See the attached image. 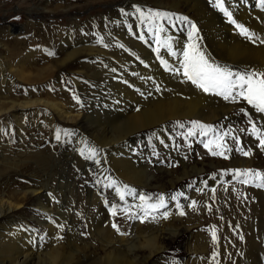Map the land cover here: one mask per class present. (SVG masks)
Listing matches in <instances>:
<instances>
[{"label": "rangeland", "instance_id": "1", "mask_svg": "<svg viewBox=\"0 0 264 264\" xmlns=\"http://www.w3.org/2000/svg\"><path fill=\"white\" fill-rule=\"evenodd\" d=\"M216 2L199 0L198 6L207 8L204 11L215 21L212 24L227 38L224 24L229 19L213 7ZM221 2L237 22L231 0ZM232 2L264 14L261 0H251L252 4L247 0ZM174 3L176 0H0V203L18 205L9 218L0 221V227L26 228L28 224L36 231L44 254L62 247L72 251V264H107L105 259L100 260L104 254L120 255L121 263L131 264V258L117 246L118 241L109 245L117 234L111 225L115 222L122 233L131 234L145 230L148 221H130L119 210L116 217L110 215L108 208L118 201V196L114 188L106 185L116 180L153 197L162 194L168 198L183 192L187 197L180 198L183 205L196 201L195 210L188 206L183 209L184 216L178 214L175 201L169 203V232L162 239L163 250L146 264H214L212 226L219 237V264H264V197L255 194L264 191V187L257 186L262 181L245 184L232 173L225 174L228 170H253L264 177V151L252 133L255 124L264 134L258 119L264 113L239 99L237 102L246 104L245 112L236 108L232 113L235 118L223 126L222 122L206 124L200 117L173 119L129 134L124 140L129 142L130 164L136 172L135 181L140 183L116 175L104 162L106 149L97 144V140L105 142L113 133L114 137L126 134L114 124L108 135L109 125L120 102L117 90L137 89L133 78L138 69H150L155 62L163 68L161 80L154 82L157 85L151 88L150 83H144L141 98L130 104L140 112L155 100L192 95L190 88L195 86L186 82L182 73L173 71L180 68L190 43L197 44L212 59L208 53L213 43L208 23L204 27L196 23L198 11L192 4L186 7L182 1L173 7ZM137 9L146 15L142 17ZM150 12L165 15L149 19ZM256 21L247 28L255 34V42L236 28L239 44L264 47L255 39L258 36L264 40V22ZM190 24L197 29L191 38ZM158 39L167 40L170 48L163 47ZM73 48L80 52L68 58ZM220 62L223 63L216 64ZM217 97L223 104L215 100L211 106L227 108L234 104ZM46 103L58 105L71 119L61 118ZM193 121L211 126L213 131L201 135L199 129L193 128ZM57 130L61 132L59 141ZM190 130L196 134L187 135ZM225 132L229 133L225 142L233 149L228 159L211 155L203 143ZM237 147L251 149L252 154L243 156L235 150ZM93 149L96 155L90 159L87 152ZM28 188L41 191L32 194L31 190L25 191ZM38 199L50 213L40 208ZM127 199L129 203H139ZM147 254L140 253L137 264H143Z\"/></svg>", "mask_w": 264, "mask_h": 264}, {"label": "bare ground", "instance_id": "2", "mask_svg": "<svg viewBox=\"0 0 264 264\" xmlns=\"http://www.w3.org/2000/svg\"><path fill=\"white\" fill-rule=\"evenodd\" d=\"M182 1L186 4V7L192 4L194 6L193 9L195 8L197 9L198 13H197V18H196L197 20L196 23L200 25V27L201 26L204 27L206 26L205 24L208 23V27L210 28V34H211L210 38L212 39V42H213L212 45H210L209 40H207L209 47L211 48L210 51H208V53L214 61L216 62L222 61L223 63L220 62L221 63L220 66L228 67L233 72H237V71L244 72L246 70H256V71L264 72V47L257 48V46L250 47L247 44L246 45L239 44L238 37H237L238 30L236 29L234 24L231 23L230 21H226V23L224 24L225 26L224 30H226V34H227V38H225L222 34H220L221 31L219 30V27L217 29L216 26L212 24V23H215L213 18L207 12L204 11L207 8L203 10L202 8L198 6L199 0H198V3L197 1H192V0H191L192 2L190 0H176V3H174L175 5L173 7H178L177 5H180ZM247 1L251 2V0H247ZM230 6L232 7V11L236 16L237 22L248 29L254 26L253 23H256L257 22L256 20H258V22L259 21L264 22V14L254 11L256 9L252 10L251 7L245 8L243 4H239L238 2L234 4L232 0H231ZM253 31L256 32L255 29ZM206 33L207 32H205V34ZM260 40L261 39H258L259 42ZM85 49L86 48H81L82 51ZM73 50L71 53H68V56H67L68 58L74 57L76 54L80 52V51H76V50L73 51ZM212 59H210V62H214ZM216 62L214 63L216 64ZM153 64H150V66H152V68L150 69L147 67H142L138 69L139 71H138L137 77H134V78L132 77L133 83H134L133 85H136L137 89L128 90L126 88V89H123L122 92H119L117 90V94L119 97L118 101L120 102L117 104L116 109H115L117 112L116 117L113 119L112 123L109 125L110 129H109L108 135H110L114 124H118L119 128L121 130H124L126 134L122 137H114L112 136L114 134L113 133L109 137H106L107 140L105 142H101L100 140H97L98 141L97 144L104 146V148L106 149V150L104 149L105 150L104 153L106 155L105 157H103L105 164L112 167L116 175L118 174V176H120V178H122L123 180L125 181L131 180L132 182H135V183H140V181L138 180L135 181L136 172L133 166L130 164V158L132 156L127 147L129 146V142L127 140L125 141L124 137L128 136L129 134H133V132L135 133V131H138V130L150 128L155 125H161L163 123H171L170 121H173V119H189V118L198 119L200 117L202 118L203 122H205L206 124L222 122L220 126H223L225 122H230L233 118H235V116L232 115V113L234 110H236V108H239V107L244 108L246 105V104L244 105L241 102H235L234 104H230L227 108H224V106H220V107L218 106L219 107L218 109V107L216 106L215 107L211 106V104L212 105L214 104L212 103V101H215V100L217 102L220 101V103L223 104L222 100L216 99L218 97L215 96L214 94L206 93L202 90H199L196 87H192L190 88V93L192 95H190L188 98H184V97L179 98L178 96H174L173 98L162 100V101L155 100L151 102L142 111L140 112L135 111L137 109L131 108L130 104H132V102H135L141 98L140 91L143 93L142 89L145 86L144 83L147 85L150 83L149 87L152 88L154 85H157V84H154V82H158L161 80L160 79L161 76H159L160 69L162 68L160 66L161 64L157 62ZM128 78L130 77H127V79ZM148 91H151V90H148ZM154 97L156 98V96ZM27 104L28 103H26L25 105ZM46 105L50 106L57 113V115L60 116L61 118L65 117L64 119L66 120L71 119L69 113L62 110V108H60L58 105L49 104V103H46ZM199 106L202 107L201 110L198 108ZM253 110L256 111L254 107H253ZM258 119L260 122L259 125L260 126L262 125L264 127V117L261 114H259ZM187 170L188 169L186 168L184 169V174H183L184 176L188 175ZM209 186L211 187V183L209 184ZM29 190H31L32 194H35L37 190L39 192L41 191V189H38V188L36 189L28 188L25 191L27 192ZM253 191L255 192V190ZM197 192L198 191H196L195 193ZM218 194L219 196H221L222 192L218 191ZM255 194L259 197L261 196L264 197L263 196L264 191H256ZM38 201L40 202L39 204L40 208L42 210H47L49 212V208H47V206L40 199H38ZM17 206L18 205H15L12 202H8V201L1 202L0 203V221L4 218H9L8 215L13 213L14 210L17 209ZM10 219H12V217ZM40 247L41 246H40V242L38 240L36 231H34L33 227L29 226L28 224L26 225V228H17V226L8 227L7 225L0 227V264H45V262L46 264H72L75 262L74 257H73L74 255L71 253L72 251L66 252L62 249V247L61 248L56 247L54 249H50L47 253L44 254L42 251L43 249L41 248L42 249L41 250ZM162 250H163V246L159 247L153 253H150V254L148 253L147 256L144 257L143 264H146L156 252L158 253ZM49 253L54 254L53 258L51 259L46 258L47 254ZM108 255L109 254H106V255L104 254V256L102 255L103 257L100 260L105 259L107 264H128V263H121V256L114 255V254L112 255L111 261H109L106 258L108 257Z\"/></svg>", "mask_w": 264, "mask_h": 264}, {"label": "snow or ice", "instance_id": "3", "mask_svg": "<svg viewBox=\"0 0 264 264\" xmlns=\"http://www.w3.org/2000/svg\"><path fill=\"white\" fill-rule=\"evenodd\" d=\"M260 6L261 8H264V0H261ZM213 7L218 8L226 17H228L229 21L235 24L241 35L255 42L253 39L255 34L251 33L246 27L233 20L232 13L225 8L224 3L221 2V0H217ZM137 12H140L142 17L146 15L144 12H141L140 9H137ZM162 15L165 14L160 12H150L147 14L149 19L160 17ZM183 19L187 20V18ZM190 27L192 29L189 34L191 38L196 34L197 29L194 24H190ZM255 39L260 38L256 36ZM157 42L165 48H170V44L167 40L160 41L158 39ZM260 42L264 43V40H260ZM48 54L54 55L52 52H49ZM183 57V63L180 68L174 69L173 71L176 74L182 73L186 82L190 81L195 87L202 91L206 93L211 92L217 96H221L226 101L235 103L239 99H243L244 101H247L249 105H252L258 112L264 113V72L256 70L233 72L228 67H223L214 62H210V59L195 43H190L187 46V49L183 52ZM240 112L244 113L245 109L241 108ZM249 122L251 123V121ZM192 124L194 129H199L201 135L207 136L209 132L213 131L211 126H206L196 121H193ZM180 126L183 127V125ZM252 133L259 138L258 147L261 151H264V134L260 133L255 124L252 125ZM195 134L196 132L191 130L187 133L189 136ZM228 135L229 133L226 132L223 134H214L212 139L203 142L204 147L211 155L228 159V153L233 151V149L228 147L225 142V137ZM56 139L58 141L61 139V132L59 130L56 132ZM236 143L239 144V140H236ZM235 150L246 157L252 154L251 149L245 151L243 147H237ZM82 154L85 153L82 152ZM87 155L88 158L93 159L95 158L96 152L93 149L88 151ZM96 162L99 163V161ZM228 173H232L234 178L245 184L250 183L253 180L262 181L257 186L264 187V177L261 176L259 171L234 170L233 172V170H228L225 174ZM241 177H244V179L241 180ZM97 182L99 183V181ZM106 187L109 189L114 188L115 194L118 196V201L113 202L111 207L108 208L110 215L116 217L119 210V212L127 216L130 221H137L139 223H144L149 220L155 221L158 218L157 213L159 214V217L167 219L170 215L169 203L171 201L176 202L175 206L179 210L178 214L180 216L185 215L183 209L186 206L193 208V210L196 208L195 200L191 201L189 205H183L179 202L181 197L187 199L183 192L174 193L168 198L162 194L153 197L152 194L138 192L135 188H131L127 185H120L116 180H109ZM189 187H191V185ZM196 190L199 191V189ZM212 193L214 198L215 189H212ZM129 197L132 198L133 201L138 200L139 203H129V200L127 199ZM108 203L109 202L105 200L106 206H108ZM211 210V206H208V211ZM111 226L117 231V233L123 234L117 223L113 222ZM58 227L63 228L64 226L59 225ZM210 233L212 244L218 249L219 237L217 236L215 226H212ZM43 239L44 237H41V240ZM216 249H214L211 259L214 264H219L217 257L220 253Z\"/></svg>", "mask_w": 264, "mask_h": 264}, {"label": "clouds", "instance_id": "4", "mask_svg": "<svg viewBox=\"0 0 264 264\" xmlns=\"http://www.w3.org/2000/svg\"><path fill=\"white\" fill-rule=\"evenodd\" d=\"M169 232V225L167 219L158 217L155 221L149 220L148 225L143 231H135L131 234L123 232V234L117 233L113 236V239L109 241V245L118 241L119 247L124 249V252L131 258V264H137L140 260V253H153L159 247L162 246V239L165 238V234ZM178 235V233H176ZM54 254H47L46 258H53ZM109 261L112 259V255L109 254L106 257Z\"/></svg>", "mask_w": 264, "mask_h": 264}]
</instances>
